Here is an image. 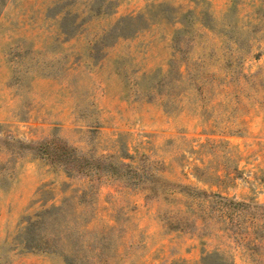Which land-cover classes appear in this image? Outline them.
I'll return each mask as SVG.
<instances>
[{
	"label": "rangeland",
	"instance_id": "1",
	"mask_svg": "<svg viewBox=\"0 0 264 264\" xmlns=\"http://www.w3.org/2000/svg\"><path fill=\"white\" fill-rule=\"evenodd\" d=\"M28 169L0 264H264V0H8L0 211Z\"/></svg>",
	"mask_w": 264,
	"mask_h": 264
},
{
	"label": "crops",
	"instance_id": "2",
	"mask_svg": "<svg viewBox=\"0 0 264 264\" xmlns=\"http://www.w3.org/2000/svg\"><path fill=\"white\" fill-rule=\"evenodd\" d=\"M143 1V0H142ZM216 6H223V4L227 0H210ZM36 176V175H35ZM32 170L28 169L26 173L21 177L20 182L18 185L14 186L12 192L8 196V201L2 204V210L0 211V227L3 229L8 222H13L18 215L19 211L23 209L24 205H26L35 195L36 190L38 189L39 182L36 181V178ZM236 200L242 201L247 198L246 195L242 193L236 194ZM14 200L15 202L12 203L11 201ZM15 209L16 211H14ZM14 218V219H13ZM192 244L191 253L195 254L198 251V242L195 240L190 241ZM211 241H208L207 246L204 245V248L210 249ZM163 248V247H162ZM165 250L167 248H164ZM159 257L161 259L162 255L161 252L155 256V258ZM241 263H244L241 261Z\"/></svg>",
	"mask_w": 264,
	"mask_h": 264
},
{
	"label": "trees",
	"instance_id": "3",
	"mask_svg": "<svg viewBox=\"0 0 264 264\" xmlns=\"http://www.w3.org/2000/svg\"><path fill=\"white\" fill-rule=\"evenodd\" d=\"M8 0H0V16L2 15L3 9ZM63 207H51L41 211L37 216L36 220L30 219L25 227H22L24 236L20 238V248L26 253H37L43 250L42 243H39L37 234L42 232L45 227L47 220L51 215H59ZM48 244V243H47ZM70 264H73L70 262ZM203 264H235L233 262L226 261L218 253L207 255Z\"/></svg>",
	"mask_w": 264,
	"mask_h": 264
}]
</instances>
